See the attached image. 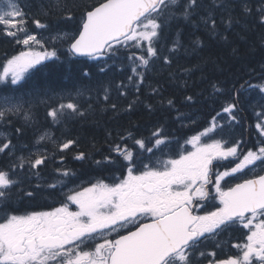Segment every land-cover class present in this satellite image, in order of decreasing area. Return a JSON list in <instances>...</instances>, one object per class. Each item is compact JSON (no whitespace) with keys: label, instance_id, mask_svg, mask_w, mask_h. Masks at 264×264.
<instances>
[{"label":"snow or ice","instance_id":"1","mask_svg":"<svg viewBox=\"0 0 264 264\" xmlns=\"http://www.w3.org/2000/svg\"><path fill=\"white\" fill-rule=\"evenodd\" d=\"M36 9L41 18L33 16L32 22L54 33L48 45L27 32L18 36L28 18L20 0L0 3L5 35L27 48L2 65L0 84L16 86L12 91L24 88L30 71L44 72L46 62L60 61L57 45H66L69 57L102 62L97 69L104 74L114 67L109 61L123 51L131 74L127 84L117 85L119 94L127 96L124 89L129 87L138 94L157 62L170 68L182 51H188L180 23L203 27L225 43L228 36L218 22L225 32L237 27L246 32L253 21L264 26V0H38ZM174 24L175 39H170ZM203 44L199 37L190 41L193 50ZM232 54L239 55V49L233 47ZM184 71L190 75L192 70ZM81 74L92 75L87 68ZM211 89L212 96L224 93L216 83ZM250 90L261 94L253 106L261 111L256 112L257 141L246 148L247 141L232 137L241 124L240 97ZM103 91V100L108 101L110 90ZM151 91L161 92L155 86ZM82 97L78 90L75 97L69 93L40 102L53 123H60L85 116ZM199 100L197 94L185 93L182 103L191 107ZM138 102L139 95L125 111L132 112ZM166 103L176 111L181 128L197 124L191 113L176 108L174 99ZM30 105L23 96L0 95V122L10 123L11 117L22 115L26 124L33 123ZM110 107L117 109L115 103ZM145 107L153 110L151 104ZM14 131L17 137L25 134L24 126ZM107 136L111 139L112 133ZM46 141L55 143L50 133L43 132L36 144ZM76 143L64 140L57 150L63 152ZM173 143L180 147L175 156L166 151ZM14 149L12 138L0 134V155L8 157L0 166V264H264V83L233 86L231 101L207 127L186 136L183 145L165 123H158L147 136H137L131 128L117 132L101 159L79 152L74 158L92 159L98 173L87 180L70 168L58 167L54 181L32 185L31 176L39 178V169L55 154L50 157L38 149L27 157L16 156ZM224 161L232 166L225 167ZM237 230H246L243 242L231 243ZM225 243L235 253H225Z\"/></svg>","mask_w":264,"mask_h":264},{"label":"trees","instance_id":"2","mask_svg":"<svg viewBox=\"0 0 264 264\" xmlns=\"http://www.w3.org/2000/svg\"><path fill=\"white\" fill-rule=\"evenodd\" d=\"M37 3L38 0H20L28 17L22 26L23 31L18 32V36L21 38L25 32L41 37H50L54 34L37 28L32 22L33 16L41 18L37 15ZM218 27L228 36L227 43L218 37L209 36L203 27L193 29L191 24L180 23L181 39L188 51H182L178 58L174 59L170 68L157 62L156 68L146 75L145 83L140 85L138 94L131 87L124 89L128 93L127 96L119 94L120 90L117 85L121 81L127 84V76L131 74L123 51L118 59L109 61V63H114V67L110 72L104 74L99 73L97 69V65L102 62L91 58L69 57L66 53V45H57L60 48V61L46 62L49 67L44 72L33 73L30 71L23 82L24 88L19 91H12L16 86L6 87L0 84V95L23 96L26 101L30 100L34 115V122L29 124L25 123L22 115L11 117L10 123L0 122L2 134L12 138L15 155L27 157L29 152L33 153V150L37 148L49 151L47 154L50 157L53 153L55 154L53 159L41 166L39 178L31 176L30 183L35 185L54 181L56 179L55 169L58 167L72 169L83 180L97 175L92 159L78 161L74 157L83 151L89 153L91 158L101 159L103 155L108 154V144L112 142V139H115L116 133L127 128H131L137 136H147L153 126L165 123L169 132L179 137L180 144L186 136H191L195 131L207 127L211 118L221 111L227 102L231 101L233 86L239 89L245 81L259 84L261 80H264V71L261 70V66L264 65V43H262L264 26L253 21L246 32H242L239 27L225 32L223 26H219V22ZM176 31L177 27L174 24L170 39H175ZM241 35L245 36V39H240ZM196 37H199L204 44L202 48L193 50L190 41ZM48 44L49 41L46 42V45ZM233 47L239 49V55L232 54ZM24 50L26 47L17 44L14 38L6 36L5 29L0 26V71H2V65L7 58ZM120 67H123L124 71H120ZM84 68L92 73L90 77H82L81 73ZM184 69H191V74H186ZM170 72L173 74L172 76L169 75ZM184 81L188 82L187 88L184 87ZM213 83L224 88V93L212 96L211 85ZM152 86L160 88L159 95L152 94ZM105 87L110 90L108 101L103 100ZM78 90L83 93V97L79 99L85 110V116H73L60 123H53L46 114L47 106L40 101L48 100L49 97L54 99L57 95L67 97L69 93L75 97ZM185 93L200 96L199 103L191 107L185 106L182 103ZM137 95H139V102L134 106L132 112H126L127 105L135 100ZM168 98L176 101V108L180 112L191 113L197 124L181 128L180 123L175 119L176 111L169 110L167 107ZM161 100L164 101L163 104L160 103ZM240 101L241 124L235 126L233 136H258L255 124L259 120L256 112H260V108L253 107L258 101L256 94L250 90L248 94L241 95ZM52 102L49 101V103ZM89 103L91 104L90 108ZM112 103L117 105L116 111L111 109L110 104ZM148 104L153 106L152 111L145 107ZM28 106V104L25 105V107ZM217 119L220 120L221 117H217ZM184 123L187 124V121ZM21 126H24L25 134L17 137L14 130ZM43 132L50 133L55 143L46 141L37 145L36 140ZM108 132L112 133L111 139L107 136ZM67 139H74L77 143L69 149L59 152L57 144ZM179 149L180 147L173 143L166 150L169 151V155L175 156ZM61 157H63V164L60 162ZM7 162L8 157L0 155V166ZM24 175L25 173L21 172V178Z\"/></svg>","mask_w":264,"mask_h":264},{"label":"flooded vegetation","instance_id":"3","mask_svg":"<svg viewBox=\"0 0 264 264\" xmlns=\"http://www.w3.org/2000/svg\"><path fill=\"white\" fill-rule=\"evenodd\" d=\"M238 137H241L245 141H247L246 148L247 147H252L256 143L257 138H258V136H233L232 138L235 139V138H238ZM217 138H219V137H217ZM180 145H183V141L180 142ZM37 151H38V149H34L33 153H36ZM47 153H49V151H47ZM222 163H223V165L225 167L232 166V165L229 164L228 161H224ZM221 170H223V168ZM257 171H259V169H257ZM249 175H251V174H249ZM235 182H239V181H233V183H235ZM26 204H27V202H26ZM20 206H26V205H20ZM245 231L246 230H244V231L237 230V231L233 232L231 234V243H242ZM235 251H236L235 249L228 247L227 243H225V248H224V252L225 253H235Z\"/></svg>","mask_w":264,"mask_h":264},{"label":"rangeland","instance_id":"4","mask_svg":"<svg viewBox=\"0 0 264 264\" xmlns=\"http://www.w3.org/2000/svg\"><path fill=\"white\" fill-rule=\"evenodd\" d=\"M3 2V0H0V3H2ZM37 36V35H36ZM37 38L38 39H43L44 41H45V43L47 42V41H49V37H47V39H46V37H41L40 35L39 36H37ZM26 50H27V48H26ZM261 83H264V82H261ZM255 94H256V98L258 99V101L260 100V93L259 92H257V91H255V90H252ZM258 95V96H257ZM260 111H261V109H260ZM220 121L221 122H223V120L222 119H220ZM0 134H2V131H1V129H0ZM167 152H169V151H167ZM174 155L176 154V153H173Z\"/></svg>","mask_w":264,"mask_h":264},{"label":"water","instance_id":"5","mask_svg":"<svg viewBox=\"0 0 264 264\" xmlns=\"http://www.w3.org/2000/svg\"><path fill=\"white\" fill-rule=\"evenodd\" d=\"M77 58H88V57H77Z\"/></svg>","mask_w":264,"mask_h":264},{"label":"bare ground","instance_id":"6","mask_svg":"<svg viewBox=\"0 0 264 264\" xmlns=\"http://www.w3.org/2000/svg\"><path fill=\"white\" fill-rule=\"evenodd\" d=\"M46 38H47V37H46ZM263 81H264V80H261V82H263ZM261 82H260V83H261ZM257 96H258V95H257Z\"/></svg>","mask_w":264,"mask_h":264}]
</instances>
